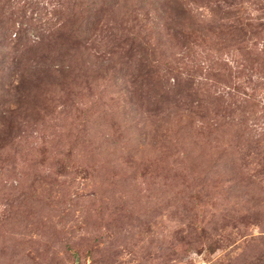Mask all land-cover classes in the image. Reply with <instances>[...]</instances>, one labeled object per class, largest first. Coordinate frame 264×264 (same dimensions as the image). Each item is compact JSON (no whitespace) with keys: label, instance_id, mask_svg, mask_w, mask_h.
<instances>
[{"label":"rangeland","instance_id":"374dc122","mask_svg":"<svg viewBox=\"0 0 264 264\" xmlns=\"http://www.w3.org/2000/svg\"><path fill=\"white\" fill-rule=\"evenodd\" d=\"M0 264H264V0H0Z\"/></svg>","mask_w":264,"mask_h":264}]
</instances>
